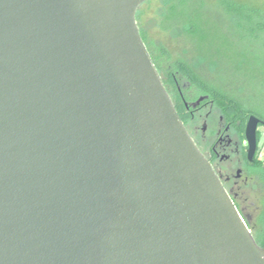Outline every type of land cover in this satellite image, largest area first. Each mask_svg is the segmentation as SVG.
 I'll return each instance as SVG.
<instances>
[{
  "label": "water",
  "instance_id": "obj_1",
  "mask_svg": "<svg viewBox=\"0 0 264 264\" xmlns=\"http://www.w3.org/2000/svg\"><path fill=\"white\" fill-rule=\"evenodd\" d=\"M144 2L0 0V264H264L142 37Z\"/></svg>",
  "mask_w": 264,
  "mask_h": 264
},
{
  "label": "trees",
  "instance_id": "obj_2",
  "mask_svg": "<svg viewBox=\"0 0 264 264\" xmlns=\"http://www.w3.org/2000/svg\"><path fill=\"white\" fill-rule=\"evenodd\" d=\"M166 6L165 22L185 33L199 57L219 69L222 62L221 53L217 54L211 47V39L222 35V32L213 28L218 24L213 20L217 18L214 16L215 13L208 12L204 0H166ZM218 9L223 16L218 20L224 22L223 18L232 19L241 39L264 40V8L252 7L232 0H220ZM142 37L146 42L143 34ZM148 49L161 75L172 77L177 73L183 75L199 91L210 94L220 109L234 122H240L243 129L251 114L264 120V56L237 54L235 70L232 73L224 72L226 79L221 80L223 84L219 82L221 84L216 85L207 82L186 59H173L166 48L160 50L161 61L150 48ZM171 79L174 81L173 78ZM176 108L183 118L180 104H176ZM254 175H257L263 187V193L258 198L255 210L249 208L248 198L245 195L241 197L234 193L231 195L257 242L264 247V163L262 161L257 162Z\"/></svg>",
  "mask_w": 264,
  "mask_h": 264
},
{
  "label": "rangeland",
  "instance_id": "obj_3",
  "mask_svg": "<svg viewBox=\"0 0 264 264\" xmlns=\"http://www.w3.org/2000/svg\"><path fill=\"white\" fill-rule=\"evenodd\" d=\"M220 0H204L208 12L215 13L217 18L213 19L216 23L214 30L222 32L220 37L211 39V47L217 54L221 53L222 62L218 68L212 63L203 61L199 57L193 43L188 40L185 33L178 27L169 26L164 19L166 12V0H145L137 11V21L148 48H150L157 56L160 57V50L166 48L173 59L184 58L193 64V68L207 81L216 85L221 84V80L226 79L224 72L232 73L235 70V61L239 53H245L248 56H264V40H256L255 38L241 39L237 28L234 27L232 19H224L219 21L223 16L219 13L218 2ZM236 3L246 4L252 7L264 8V0H232ZM161 58H159L160 60ZM161 61V60H160ZM219 71V72H218ZM221 73L219 75L218 73ZM221 82V83H219ZM183 83V82H182ZM223 84V83H222ZM199 89L196 86H189L186 92L190 98L198 94ZM220 107L215 103L214 112L218 113ZM207 109H211L208 106ZM206 109V110H207ZM259 141L260 146L264 143V125H260ZM249 208L255 210L258 204V198L263 193V187L259 183L257 175H253L248 186Z\"/></svg>",
  "mask_w": 264,
  "mask_h": 264
},
{
  "label": "flooded vegetation",
  "instance_id": "obj_4",
  "mask_svg": "<svg viewBox=\"0 0 264 264\" xmlns=\"http://www.w3.org/2000/svg\"><path fill=\"white\" fill-rule=\"evenodd\" d=\"M162 77L173 102L181 106L180 113L189 133L212 163L224 186L231 194L240 197L246 195L257 162L262 161L258 157L261 147L259 131L256 152L253 159H249L246 126L243 129L240 122H234L220 108L219 114L214 112L215 101L210 94L198 91V94L190 98L186 89L194 85L183 75L177 73L174 77ZM203 95H209V98L193 107L192 103ZM208 106L211 109H207Z\"/></svg>",
  "mask_w": 264,
  "mask_h": 264
},
{
  "label": "built area",
  "instance_id": "obj_5",
  "mask_svg": "<svg viewBox=\"0 0 264 264\" xmlns=\"http://www.w3.org/2000/svg\"><path fill=\"white\" fill-rule=\"evenodd\" d=\"M258 157L264 162V143L261 145L258 151Z\"/></svg>",
  "mask_w": 264,
  "mask_h": 264
}]
</instances>
